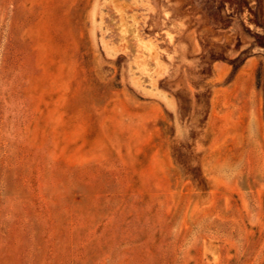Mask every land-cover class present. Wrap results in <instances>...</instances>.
Returning a JSON list of instances; mask_svg holds the SVG:
<instances>
[{
	"label": "rangeland",
	"instance_id": "obj_1",
	"mask_svg": "<svg viewBox=\"0 0 264 264\" xmlns=\"http://www.w3.org/2000/svg\"><path fill=\"white\" fill-rule=\"evenodd\" d=\"M0 264H264V0H0Z\"/></svg>",
	"mask_w": 264,
	"mask_h": 264
},
{
	"label": "trees",
	"instance_id": "obj_2",
	"mask_svg": "<svg viewBox=\"0 0 264 264\" xmlns=\"http://www.w3.org/2000/svg\"><path fill=\"white\" fill-rule=\"evenodd\" d=\"M180 164V163H179ZM192 181L197 184L198 187H200L203 183L202 178H199L198 176L193 177Z\"/></svg>",
	"mask_w": 264,
	"mask_h": 264
}]
</instances>
